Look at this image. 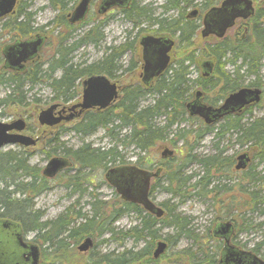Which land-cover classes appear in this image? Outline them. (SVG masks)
I'll list each match as a JSON object with an SVG mask.
<instances>
[{
    "label": "trees",
    "instance_id": "16d2710c",
    "mask_svg": "<svg viewBox=\"0 0 264 264\" xmlns=\"http://www.w3.org/2000/svg\"><path fill=\"white\" fill-rule=\"evenodd\" d=\"M30 0H17L16 9L20 3L28 5ZM51 7L57 10L50 24L51 27L46 31L51 35L57 31L56 45L53 48L52 55L46 60V70L41 71L40 64H36L31 72L26 74L14 75L6 72L0 73V84L6 85L9 89L0 104L11 107L22 106L26 101V96L22 91L25 84L32 85L37 82H46L51 93L52 101L57 100L65 103L75 100L78 96L80 80L89 75L103 74L110 79L117 78L115 74L122 67L119 63V57L127 49L134 51L132 42H127L116 47H108L104 55L97 61L87 64H73L70 55L84 43H90L94 46L102 41L103 37L98 30V25L84 30L76 38L71 37L77 25L68 23L67 13L71 11L77 0H48ZM196 0H165L164 8L166 14L171 11L177 12V15L166 16V18L157 19V24L161 26L162 31L167 29V33L177 35L176 44L191 45L195 31L199 27L197 22L185 19V11L193 6ZM222 0H200L196 6L200 10L218 3ZM74 2V3H73ZM73 3V4H72ZM71 4V6H69ZM15 18L7 19L3 29L10 31V39H19L27 37L35 29L32 26L33 19L31 13L20 12ZM124 20H128L133 27L137 23L152 19V11L131 1L128 9L120 11ZM155 20V19H153ZM156 21V20H155ZM245 37L237 38L234 42L222 41L208 48L201 60L211 61L215 68L211 78L202 79L200 75L192 77V67L196 56L189 54L182 59L173 60L165 76H162L151 86L145 88L137 80L129 81L128 84H121L119 96L114 100L111 106L98 111H87L77 122L69 128L75 135L82 138L94 132L99 127L103 129L106 137L111 140L110 148L93 147L90 144L81 143L77 148H65L60 143L59 137L47 141L48 150L46 157L57 155L59 150L65 157H69L70 169H74L68 176L65 174V188L71 189L72 193H80L83 183L91 184V172L94 170H107L112 164L122 166L124 156L120 155L117 149L133 147L135 150V163L141 167L152 166L155 163V156L150 152L159 143L168 141L172 148L177 146V141L188 143V138L192 136L193 144L211 131V126L204 125L199 119L187 117L185 103L191 99L195 90H201L203 94L210 93L208 103L215 106L221 100L227 97V94L243 87V78L251 77L247 86H258L256 80L261 68V60L264 58V8H259L255 14L254 20L248 24ZM80 26V25H79ZM43 26L40 28H45ZM224 59L230 65L226 70L225 64L221 62ZM137 69V62L133 56L127 70ZM123 69L122 71H124ZM55 71H60L57 75ZM152 95V102L142 105V99ZM162 118L163 124L158 119ZM189 120L192 123L197 122L198 130H189L181 133L172 132L170 128L180 121ZM220 129L236 131V139L245 145L255 149L253 157L258 158L260 163L264 162V119H250L246 123H241V117L228 115L224 117L219 125ZM188 137L186 138V136ZM50 144H52L50 146ZM179 151L181 155L184 153ZM188 153L179 161V155L176 158H168L162 163L166 166L163 174L162 189L170 194L172 199H183L192 192L193 195L210 197L215 200L218 196L219 185L214 183L215 177L219 173H227L232 166V161L221 160L217 155H208L203 158L196 157ZM28 152H20L16 149L0 151V218L9 219L18 222L23 234L35 233V241L40 242L41 259L46 251L50 255L58 257H67L75 253L74 248L82 241V237H101L105 233L110 234L113 239L115 234L125 238H133L134 246L116 252L92 253L84 264H139L141 260L157 264V261L151 258L154 242L160 240L161 231L171 228L172 232L164 234L163 240L167 242V250L175 247L180 239L192 240L190 246L180 248L178 255L189 258L190 264H217V254L219 245L213 236L215 225L222 220L234 221V214L228 210L231 201L224 205L221 210H228L227 213H221L223 216L215 217L209 227H206L200 235L194 234L189 227L190 221L179 212L175 213L169 209L161 217H154L145 213L135 203L119 201V206L109 207L106 201H100L95 196H91L89 204V215L80 210L67 208L53 220L43 221L40 210L35 209L34 199L46 192L49 184L58 178H46L42 175L41 169L36 165L30 164ZM152 156V157H151ZM202 164L203 171L197 179L192 182V176L184 174L183 168L187 163ZM242 172V171H241ZM244 180V178H242ZM247 181L252 183V187L246 194L249 197L250 206L253 211L257 208L264 216V176L258 177L253 173ZM156 183V182H155ZM81 184V185H80ZM80 185V186H79ZM239 185V184H238ZM155 184L152 185L151 192ZM254 188V189H253ZM230 188L224 189L229 191ZM170 199V200H172ZM168 201V200H167ZM166 202L160 205L167 209ZM248 206V204L246 205ZM245 206V209L247 208ZM229 208H232L229 207ZM131 212L137 215L138 223L134 226L118 230L113 227L115 219L121 214ZM258 226L264 227V221L258 223ZM84 237V238H85ZM98 242V241H97ZM142 242L140 247L136 248V243ZM262 245H256L252 251L255 255ZM192 248L196 250L193 251ZM258 255V254H257Z\"/></svg>",
    "mask_w": 264,
    "mask_h": 264
},
{
    "label": "rangeland",
    "instance_id": "374dc122",
    "mask_svg": "<svg viewBox=\"0 0 264 264\" xmlns=\"http://www.w3.org/2000/svg\"><path fill=\"white\" fill-rule=\"evenodd\" d=\"M78 2V0L76 1ZM99 2V0H94L91 4V11L87 15L88 17L85 20V24H83L79 29H76L73 32L72 39L76 36L83 33L84 30L89 29L90 27L97 24V18L95 16V10H96V4ZM220 2V1H219ZM218 2V3H219ZM257 2V1H256ZM255 2V4H256ZM74 3V2H73ZM72 3V4H73ZM137 3L140 5H144L146 7H149L152 9V12L155 16H158L161 14L162 5L165 4V0H137ZM217 3V4H218ZM20 3L18 8H20L24 12L31 13V19H33V25L34 27H40V26H49L51 20L53 19L54 15L57 13V10L50 6L48 0H30L28 1V5ZM71 6V4H69ZM199 6H191L188 11L193 8ZM170 16L176 15L175 12L169 11ZM3 20L0 21V25L3 24ZM103 27H98V30L101 32L103 40L96 44L95 46L90 43H84V45L79 46L76 48L75 51L70 55V60L74 64H87L92 63L97 60H99L103 54L106 51V48L116 47L122 43H124L127 38V35H132V25L127 21L123 19V16L120 13H115L112 19H106L104 23L102 24ZM49 30V27L47 28ZM43 31V30H42ZM47 31V30H46ZM57 31L55 30L51 35L45 33L47 36L48 42L44 46L41 58L40 60H46L48 59L52 53L53 48L56 45L58 39H56ZM132 31V32H131ZM146 33H152L154 32V29L148 28ZM231 35V32L228 33V36ZM11 36L10 31H7L6 29L0 28V45L7 44L9 41V38ZM130 41V40H129ZM191 45H181V47L176 48L173 52L176 59H181L182 57H185L189 54H194L196 56L195 63L193 64L192 69V77H197L199 75V65L198 63L205 57L203 53L207 51L208 48H210V45L213 44L212 41L205 42L201 40L200 36L194 37L192 39ZM203 57V58H201ZM123 65L126 63L125 61H128L129 54H125L122 57ZM225 64V69H230V65L226 63L224 59L221 60ZM1 65V64H0ZM57 75H59V71L56 72ZM129 74L124 75L123 78L120 79L122 81L115 82L117 85H121L122 83L128 84L129 81ZM133 79V77H131ZM251 77L243 78V84L244 86L248 85V82L251 81ZM140 81V80H138ZM256 82L260 85L262 90L264 91V59L262 60V66L259 71V77L257 78ZM80 87L78 88L77 92L80 94ZM8 88L6 85L0 84V100L6 96L8 93ZM22 91L24 92V95L26 96V102L22 106H15L12 105L4 106L0 104V122H11L12 120L17 119V115H21L26 120V125H30L33 120L35 122L37 121V114L44 110L45 108L49 107L50 105L54 104L55 102H61L54 100L52 101L53 93H51L49 87L47 86V83L37 82V84L32 85L30 87L29 84H25V86L22 87ZM211 94L208 93L205 95L207 98H211ZM79 100L76 99L73 102H71L70 105L75 104V102ZM205 101L208 103V101L205 99ZM152 102V95L146 96L142 99V105H147ZM71 112L67 113V116H71ZM55 116V115H54ZM264 119V96L262 100L260 101L259 105L250 108L249 111L244 113L241 117V123H246L250 119ZM80 119L79 116H76L68 121L66 123H61L59 126L63 127L64 130H67L64 132H59L57 135L59 137L60 143H62L61 146L65 148H77L81 143L90 144V146L93 147H103L105 149L110 148L111 140L105 136L103 129L98 128L94 132L88 134L87 137H81L79 135H75L72 131H69L70 127L73 123L77 122V120ZM160 124H163L162 118L158 119ZM221 124V121L217 122V124L211 126V131L207 132L198 143L193 144L192 136L188 138V143L184 144V141H181L178 143V149L183 148L182 152L184 153L181 155L178 150L176 151V148H172L167 142V144L155 146L154 149L151 150L150 154L154 157L155 156V165L152 170H154L157 166H163L161 161V152L163 151L164 147L166 146L168 149L173 150L174 156L173 158L178 157L179 155V161H183V157L186 156L188 153L187 151L190 150L192 154H194L196 157L203 158L208 155H217L220 157L221 160L227 159L228 161H232V165L235 163V158L240 155V153L247 151L249 152L250 160L248 168L245 171L238 172L234 171L232 167H230L229 171L227 173H219L218 176L215 177V182L219 185V191L218 196L215 200H213L210 197H203V196H197L193 195L192 192L188 194L186 198L178 199L173 198L170 196V194L162 189L161 186H163V176L160 178L158 182L155 183V188L152 191L151 199L155 201V203H161L166 202L165 212L169 211V209L173 210V207H175V213H180L182 216L187 217L190 221L189 227L192 228V231L194 234L200 235L201 232L206 228L209 227L212 223L211 221L216 217L223 216L221 213L225 212L227 213L228 210L232 214H234V221H232L233 225H235V228L237 229L236 237L234 239V243H237L238 246L242 247L243 249L248 250H254L256 245H262L261 243L264 242V227L258 226V223H261L264 221V216L260 213V210L257 208L253 211V207L250 206L249 197L246 194V191L248 192L250 188L252 187V183L247 181L246 178H249L253 173L258 174V177L264 176V162L260 163L258 158L253 157V152L255 149L251 148L248 145L243 144L242 142L238 141L236 139V131H233L231 129H228V131L224 129H220L219 125ZM31 126V125H30ZM37 125H34V127H30L29 129L31 131H36L35 127ZM59 127V128H60ZM41 130H43V127H40ZM41 130L40 133L41 134ZM45 130V129H44ZM172 132L174 131H180L181 133H184L185 131L189 130L191 132L194 131V134L196 133V130H198L197 122H191L189 120L180 121L174 125L172 128H170ZM60 131V130H59ZM50 137V135H48ZM54 137V135H52ZM188 135L186 136V138ZM45 140H47L45 138ZM44 140V141H45ZM182 140V139H180ZM42 142L37 143L36 147H30V149L27 150L29 153V159L31 165H37L41 171L42 168L45 166L46 162L51 157H46V151L49 149L46 147V149L41 148L40 145ZM10 149H16L15 146H4L2 147L1 151L3 150H10ZM120 155L124 156V162L122 165H128L133 164L136 161V155L135 150L133 147H128L125 149H117ZM45 153V154H44ZM59 155H62V152L59 150ZM57 156V155H55ZM151 156V157H152ZM118 166L117 162L116 164H112L111 167ZM164 173L166 171V166L164 167ZM203 171L202 164L199 162L197 163H187L185 168H183L184 174L192 176V182L194 179H197L198 175H201ZM105 170H94L91 172V178L92 183L89 185L87 183H83L80 187L82 191L80 193H72V190L69 188H65V181H67L65 172L59 173L58 178L51 181L49 184V187L47 188L46 192L38 195L34 199V206L35 209L40 210L41 213H43L42 220L43 221H49L53 220L56 217L59 216L60 213H62L67 208L72 207V210H80L82 212H85L87 215H89V204L91 203L92 199L91 196H95L96 199L100 201H106L107 205L109 207L113 206H119L118 202L121 201V198L118 197V194L115 192L114 188H111V186L107 183L104 174ZM42 173V172H41ZM69 173V172H68ZM72 173V171H71ZM69 173V175L71 174ZM163 173V174H164ZM68 176V174H67ZM244 178V180L242 179ZM239 184V185H238ZM264 186V184H263ZM230 188L229 191H225L224 189ZM254 189V188H253ZM172 199V200H170ZM231 201L230 206L228 205V210H221V208L224 205H227V201ZM248 204V206H246ZM232 208H229L231 207ZM245 206L247 207L245 209ZM137 215L131 212H126L124 214H121L120 216L115 219V222L113 224V227H115L118 230L125 231V229L134 226L136 223H138ZM212 226V224H211ZM172 232L171 228L163 229L161 231V237L160 240H163L162 237H164L165 233ZM35 233L30 232L27 234V239L34 240L33 242L37 244L40 248V242L35 241ZM85 237V236H84ZM82 237V238H84ZM98 241V242H97ZM81 242V241H80ZM79 242V243H80ZM92 242L94 243L93 248L89 249L86 252L79 253L77 250V246H75L74 251L75 253H71L67 257H56L54 255H50V252L46 251L45 254H43L42 261L44 260V264H84L86 259L93 253H102L104 252H116L120 251L126 248H130L134 246L133 238H123L119 234H115L114 238L112 239L110 237V234L105 233L101 237H93ZM157 242V241H156ZM154 242V243H156ZM142 243L138 242L136 243V248L140 247ZM192 244V240L187 239H180L179 243L175 245V247H170L166 253L161 255L159 259L157 260V264H190L189 258L187 259L183 255H178V252L180 251V248L184 246H190ZM218 244V242H217ZM221 246V243H219ZM78 245V244H77ZM193 251L196 250L195 248H192ZM258 256H260L262 259H264V247H260L258 250ZM40 255H41V248H40ZM41 259V256H40Z\"/></svg>",
    "mask_w": 264,
    "mask_h": 264
},
{
    "label": "flooded vegetation",
    "instance_id": "af4514ba",
    "mask_svg": "<svg viewBox=\"0 0 264 264\" xmlns=\"http://www.w3.org/2000/svg\"><path fill=\"white\" fill-rule=\"evenodd\" d=\"M79 1L80 0H78V2ZM93 1L94 0H90L89 1V3H88V9H87V11H86V13L84 15V18L82 20L70 23L69 22V18H70L69 17V14L76 7V4L78 3L77 2L74 5V7L71 9V11L69 13H67V15H66V17H68L67 18L68 19V23L70 25H77V28L76 29L82 28L81 26L83 24H85L84 22H85L86 18L88 17L87 15L91 11L90 9H91V6H92L91 4L93 3ZM131 1L132 0H129L128 4L125 7H122L121 8L117 4H114L113 6H110L107 9L104 8L103 12L100 13L99 12V8H100V6H101L100 4H101V2H103V0H99V2L96 4L97 6H96V10H95V16L97 18V21H96L97 22V25L100 26V27H103L102 24L104 23V21L106 19H112L115 13H120V11H122V10H125L126 11V9H128L130 7V5H131ZM199 2H200V0H196L194 2L195 4L193 6H195ZM255 2H256V4H255ZM135 3H137V0H135ZM221 3H222V1H220L218 4L217 3L216 4H213L212 6L206 8L205 10H200V8L193 7L189 11H188L189 8L185 11L186 12L185 13V16H184L185 19L186 20H193V21L197 22V24L199 25V27L195 31V34L193 35L192 39L194 37L200 36L201 40H203L205 42L212 41L213 44L210 45V48L214 47V45H216L218 43H221L224 40L229 41V42H234L237 38L245 37V35L247 34V31H248L247 30V28L249 26L248 24L251 23L254 20L255 14L257 13L258 9L259 8H261V9L264 8V0H251V9H253L251 11V13L249 15H247L245 18H240V17L234 18V21H233L232 25H230L229 27H227L224 30V33L221 36L217 35V32H214V31L212 33H208L206 35H203L202 30L205 28V25H204V23H205V21H204L205 14H207L212 7H219ZM141 6H144V5H141ZM147 8H149V7H147ZM150 10L152 11V9H150ZM164 10L165 9L162 8L161 14H159L158 16H155L154 13L152 12L153 13L151 15L152 16V19H148V20L141 21V22H139V23L136 24L137 27L136 26L135 27H132V30H133L132 35H127V38L125 39L126 41L124 43L120 44V45H123V44H125L127 42L134 41V43H133L134 51H132L131 49H127V50H125L123 52V54H121V56L119 57V63H120V65L122 67L115 74V76H117V78L110 79L108 76H105L104 75L106 78H108V80H110L111 82L122 81L120 79V76H121V78H123L124 75H128L129 74V76H130L129 77V80H137V82L139 84H141L143 87H145V88H151V86L155 83L156 80H158L162 76H165L166 75L167 71L171 67L170 66L171 62L173 60H178V59L175 58V55H174V52L175 51L174 50L176 48H178L179 46L176 44V37H177V35H172V34L167 33V29L166 28H165L164 31H162L161 26L157 24V21H158L157 19L166 18V16H170V14H169L170 12H168L166 14V12ZM19 11L21 12L22 10L20 8H17L16 9V5H15L13 12L7 14L4 17H0V21H2V20L4 21L3 24L0 25V28H3V25H4V23L7 22V19H9V18L10 19L15 18L18 14H20ZM169 11H171V10H169ZM22 12H24V11H22ZM172 12H175V11H172ZM175 13L177 15V12H175ZM21 16L22 15L20 14V18H21ZM153 19H155L156 21L153 20ZM211 21H212V19H211ZM51 24H52V22H51ZM51 24L49 26H47V27H45V28L42 29L40 27H43V26L34 27V25L32 23V26L34 27L35 30L33 32H31L27 37H25V38H19V39H12V40L9 38V41H11V42H8L7 44L0 45V64H1L0 65V73L1 72H3V73L6 72L7 74L12 73L14 75L26 74L27 71L31 72L32 68L35 67L36 64H38V65L40 64L41 69L43 68L41 71L46 70V67H47V61L46 60L47 59L44 61V60H40V58H41L42 50H43L44 46L46 45V43L48 42L47 36L45 35V33H46V30H48L47 28L48 27L49 28L51 27ZM148 28L154 29V32H152V33H146L145 31H147ZM213 29H214V27H213ZM230 32H231V35L228 36V33H230ZM72 35H73V33H72ZM72 35H71V37H72ZM36 37H42V40H43L42 43H41V46L37 50L38 51L37 54L34 55L33 57H31L30 59H27V60L23 61L21 63L22 64V67L20 69H13V68L7 67L6 66V63H5V56H4L3 49L5 47H7L8 45H14L16 42H19V41H30V40L35 39ZM148 37H151L152 39H167V40H171L172 41V46H171L170 50L166 53V55L168 56V62L165 65L166 67L163 68L160 73H151V72L149 73V72H147V77H145V72H144V68L145 67H144V65H146V62L152 63V62H154L155 60L158 59V51H159V49L161 47L160 43L154 44V42H152L151 40H149V43L148 44L142 45V43H141L142 39L143 38H148ZM192 39L190 40L191 43H192ZM109 47H111V46H109ZM125 54H129V59H128V61H125L126 63L123 65V62H122V59L123 58L122 57ZM133 56L135 58V61L137 62V69H135V70H127L128 69V66L130 64V60L133 59ZM205 61H209V60H207V59L203 60V62H205ZM203 62L200 61L198 63V65H199V70H200L199 71V75L204 80V79L211 78L215 66L212 63L213 64L212 67L208 70V72H205L203 70V65H201ZM261 62H262V60H261ZM261 66H262V64H261ZM123 69H125V70L122 71ZM56 72H58V71H55V73ZM59 74H60V71H59ZM96 75H97V73H96ZM100 75H103V74H100ZM89 76H92V75H89ZM89 76H86V77H89ZM131 77H133V79ZM258 77H259V75H258ZM84 79L85 78H83V79L80 80V84L79 85H80V88L81 89H82V82H83ZM138 80H140V81H138ZM256 84H258V83L256 82ZM117 86H118V90H119L120 89V85L118 84ZM240 88H250V89L258 90V92H259V94H258L259 95L258 96L259 97L258 98V101H256V102H250L248 105H245V107H240V108H238L235 111L234 110H232V111L228 110L226 114H223L222 116H220L219 118H217V120H214V121H211V122H205L204 119H202L199 115H196L195 114V115L191 116L190 113H189V109L187 108V104L188 103H193V102L197 101L201 105L210 106L211 108L216 109L219 105H221L223 103V101L227 97L224 98L223 100H221L215 106H212V105H210L209 103H207L205 101V99L208 101V98L205 97V94H203V92L198 89V90H195L194 91L193 95L191 96V99L185 103L184 108L186 109L187 117L189 116L190 118H194V119L196 118L197 120L199 119L205 126L206 125H208V126L215 125V124H217V122L222 121L224 119V117H227L228 115L235 116V117H242V115L244 113H246L247 111H249L250 108H254V107H256V106L259 105L260 101L262 100V98L264 96V91L262 90V88L260 87L259 84H258V86H243V87H239L238 89H240ZM81 89H80V94H78V96L76 97V99L79 98V100H77L75 102V104L70 105L71 102H73L74 100L66 101L65 103L55 102L56 104H59V106H57V108L55 109L53 115H57L58 114V111H60L59 114H61V116L63 118H66L67 113L71 112L70 113L71 114V117L70 116H67L69 119H67V120L62 119L58 123H55V125H52V126H47V125L41 126L39 124V122H38V119H37L36 122H35V120H33V122L30 124L31 126L30 125H26L25 118L23 116H21V115H17L16 116L17 119L16 120L14 119L12 121H18V120L23 121V124H24L23 127H24V129H23L22 134H25V135L31 137L33 139V141H34V144L33 145H29V146H22V145H19V144L6 145V146H11V147L15 146L16 150H18L20 152H24V151L27 152V150L30 149V147H32V148L33 147H36L35 145L37 143L42 142L40 144L42 146L41 148L46 149V147H48V145L46 146L47 141H49L50 139L54 138L52 135H54L56 137V135H58L59 132H62L64 130L63 127H60L59 126L61 123H63V122L66 123V121H68V120H70V119H72V118H74L76 116H79V118H81L82 116H84L85 114H87V111H98V110H100V109L97 110L96 108H91V109H87V110H80L79 107H77V106L75 107V105L78 102H80L81 94H82ZM237 90L234 91V92H237ZM197 91H199V93H200V95L198 97L196 96V92ZM234 92H231V93H234ZM231 93H229V94H231ZM229 94H227V95H229ZM118 96H119V93H118ZM113 103L114 102H112L109 106H111ZM37 124H38V126L35 127L36 131L33 132V131H31L29 129L30 127H34V125H37ZM174 125L176 126V124H174ZM40 127H43L45 130L44 129L41 130ZM40 130H41V134H39L40 133ZM66 131L67 130H64V132H66ZM48 135H50V137ZM45 138L47 140H45ZM167 142L168 141H164V143L163 142L162 143H159V144H157V147L160 146V145L162 146L164 144H167ZM176 142H177V146L175 147L176 148V151L177 152H178V150L181 151V148L178 149V143L181 142V141L180 140L177 141V139H176ZM51 145L52 144H50V146ZM164 148H167V147L165 146ZM1 149H0V151H1ZM168 150L172 154L171 155H166L165 157H163L162 156V152L163 151H162L161 152V155H160L162 162L165 161V160H167L168 158H173V156H174L173 150H170V149H168ZM242 153H245L246 154L249 162L247 163V165H246L245 168H243L241 170H235V165L237 164L236 158L239 156L238 155L235 158V160H236L235 163L231 166L234 171H238V172L245 171L248 168L249 163L251 162L250 156H249V152L244 151ZM52 157H62V158H65L67 161H69V164H68V166H66L63 169L59 170L53 177H48V178H51L52 179V178L56 177L61 172H65V174L67 175V174L71 173V171H74V169H70L71 163H70L69 157H65L63 154L62 155H59L58 153H57V156L53 155V156H51V158ZM128 165L129 166H135V167H137L138 169H141V170L149 171L152 174L155 173V172H157V174H156L157 176L152 177L149 180L148 197H150V199H151V195H152L151 194L152 193L151 192V188H152V185H154L155 182H158L160 180V178L163 176V173H164L163 166H164V164H163V166H157L154 170H152V169H153L155 163L152 166H146L144 168L141 167V166H139V165H137L136 163L128 164ZM45 166H46V164H45ZM122 166H126V165H122ZM44 167L42 168V172L44 170ZM113 167H121V166L118 165V166H113ZM108 169H111V167L108 168ZM107 170H105V171H107ZM157 170H159V171H157ZM214 183H216V182H214ZM111 188H113V186H111ZM115 192H116V190H115ZM118 197H119V195H118ZM151 201L155 204V206L157 205V206H159L163 210V214H162V216H163L164 213H165V209L166 208L162 207L160 205V203H155V201H153L152 199H151ZM136 205H138L139 208H141L145 213H149L150 215L154 216L150 212L145 211L139 204H136ZM3 222H7L9 224L8 225H3L2 224ZM222 222H229V224L232 225V227H231V229L227 233L222 234V235L214 236L215 239H216V242H218L217 245H219V248H220L218 250V254H217V257H216L217 258V264H219L220 260L222 259L221 257L224 254L225 248L226 249L227 248L235 249V250L240 251V252H248V253H250V255H252L254 257H258L259 259H261L264 262V259H262L257 254L255 255L252 252V250L243 249L242 247L238 246L237 243H234L233 242L234 239H235V237H236L237 229L235 228V225H233V223L229 219L228 220L219 221L218 223L219 224H222ZM85 238H83L82 241ZM33 241L34 240H32V239H29V238L27 239V234H23V229H22L21 225L18 222L16 223V222L11 221L9 219H2V218H0V255H2V254L4 255V258H2L3 264H29V260H27L28 257H29L28 256V254H29V249H28L29 246L28 245L29 244L36 245L37 246V248H38V256H39L38 264H40V248ZM82 241L77 245V247L80 244H82ZM219 243H221V246H220ZM166 244H167V242H166ZM93 245H94V243H93ZM23 246H25L27 248H24ZM92 248H90V249H92ZM88 250H86V251H88ZM86 251H83V252H86ZM166 251H167V248H166ZM166 251L164 253H166ZM83 252H79V253H83ZM164 253H162L161 255H163ZM161 255H159V257ZM159 257L156 258V259H154L153 258V251H152L151 258L153 260L157 261L159 259ZM224 257H226V255ZM230 260H232V258L231 259L229 258L227 261L230 262ZM0 261H1V259H0ZM139 264H153V263L152 262H148L147 263V262L141 260L139 262Z\"/></svg>",
    "mask_w": 264,
    "mask_h": 264
},
{
    "label": "water",
    "instance_id": "95a60500",
    "mask_svg": "<svg viewBox=\"0 0 264 264\" xmlns=\"http://www.w3.org/2000/svg\"><path fill=\"white\" fill-rule=\"evenodd\" d=\"M90 0H80L76 7L69 14V22L80 21L84 18V15L88 9V3ZM129 0H103L99 8V12H103L104 8H109L114 4L119 7H125ZM17 4V0H0V17H4L7 14L14 11V7ZM251 0H222L219 7H212L210 11L205 14L204 25L205 28L202 30L203 35L208 33L217 32V35L221 36L224 30L232 25L234 18L240 17L245 18L251 13ZM212 15V16H211ZM212 19V21H211ZM214 27V29H213ZM149 40L154 42V44L160 43L161 47L158 51V59L152 63L146 62L144 65L145 77H147V72L160 73L163 68H165L168 62V56L166 53L170 50L172 46V41L167 39H152L151 37L143 38L142 45L148 44ZM42 37H36L30 41H19L14 45H8L3 49L5 56V63L7 67L13 69H20L22 67V62L30 59L37 54V50L41 46ZM203 65V70L208 72L212 67L211 61H205ZM206 68V69H205ZM81 99L75 107H79L80 110H87L91 108L106 109L108 106L118 98V86L115 82H111L104 75H92L85 77L82 82L81 89ZM258 90L250 88H240L237 92L227 95V98L219 105L216 109L210 106L201 105L199 102L195 101L193 103H188L187 108L191 116L199 115L205 122H211L217 120L223 114H226L228 110H237L240 107H245L250 102L258 101ZM200 95L199 91L196 92V96ZM59 104H52L49 107L38 113V122L41 126L47 125L52 126L58 123L60 120L69 119L68 117L63 118L60 111H58V116L53 115L55 109ZM71 117V116H70ZM23 121H12V122H0V149L6 145L19 144L22 146L33 145L34 141L31 137L22 134L24 129ZM172 153L164 148L162 156L171 155ZM237 164L235 165V170H241L246 167L249 162L245 153H241L237 158ZM69 161L62 157H52L44 167L42 175L44 177H53L59 170L68 166ZM159 171V170H157ZM157 172L150 173L146 170L138 169L135 166H121V167H111L108 169L104 177L107 182L115 188L116 193L119 197L126 202L139 204L145 211L150 212L156 218L161 217L163 210L159 206L151 201L148 197L149 190V180L152 177L157 176ZM3 225H8L9 223L3 222ZM232 225L229 222H222V224H216L212 233L213 236L222 235L227 233L231 229ZM29 254L28 259L29 264H38V248L36 245H28ZM24 248H27L23 246ZM93 247V243L90 237H86L82 244L77 247L79 252L86 251ZM167 244L164 240H158L153 248V258L156 259L166 251ZM226 255V257H224ZM4 255H0V264H3ZM219 264H264V262L258 257L250 255L248 252H240L235 249L225 248L224 254L221 257ZM231 259L228 262V259Z\"/></svg>",
    "mask_w": 264,
    "mask_h": 264
}]
</instances>
